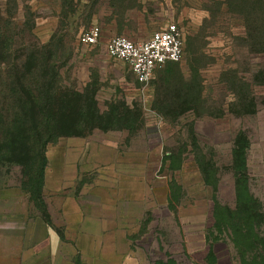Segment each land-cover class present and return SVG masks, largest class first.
I'll return each instance as SVG.
<instances>
[{
    "label": "rangeland",
    "instance_id": "1",
    "mask_svg": "<svg viewBox=\"0 0 264 264\" xmlns=\"http://www.w3.org/2000/svg\"><path fill=\"white\" fill-rule=\"evenodd\" d=\"M254 7V0H0L5 114L13 119L19 98L51 100L56 140L3 153L0 191H26L22 214L50 209L57 220L63 200L85 229L73 235L59 221L69 240L46 264H104L102 251L115 261L116 245L102 233L125 239L133 264H175L164 260L170 247L182 258L181 241L170 246L165 237L180 222L164 203L168 184L177 207L196 212L178 216L193 232V258L264 264V15ZM172 20L184 35L183 59L146 85L106 51L113 34L141 40ZM93 23L102 40L84 45L79 35ZM17 80L51 91L22 94ZM38 115L28 110L26 132L46 129ZM27 150L33 159L19 162ZM229 206L248 214L225 218L220 208ZM214 221L231 240L223 237L207 255L199 234Z\"/></svg>",
    "mask_w": 264,
    "mask_h": 264
},
{
    "label": "crops",
    "instance_id": "2",
    "mask_svg": "<svg viewBox=\"0 0 264 264\" xmlns=\"http://www.w3.org/2000/svg\"><path fill=\"white\" fill-rule=\"evenodd\" d=\"M166 64L157 68L155 74ZM47 178L48 176L46 172L43 189L46 187ZM166 188L167 195L164 203L169 204L170 214L176 215L175 219L180 220V222L177 221L176 224L178 231L176 228L174 230L176 232H174L173 229L168 230V232L170 231V234L165 235V237L170 246L175 238L181 241L180 255H182V258L179 260L170 247V251L166 250L167 254L166 257H164V260L167 261L172 259L175 261V264H188V262L189 264H202L201 261L193 258V255L197 253V250L192 248L194 240L193 232L190 229H185V224L182 222L183 220L181 217H178L181 214L193 215L196 214V212L188 210L182 211V209L176 205L179 197L178 199L175 197L171 184H168ZM61 189L62 188H59V190ZM25 193L26 191L24 190L22 193L14 192L12 190L9 191L7 189L5 191H0V264H46V262H50V258L53 257L54 252L59 248L61 240H69V236L64 234L62 227L67 226L66 230H72L73 235H75V231L77 230L85 231L84 228L76 227V225H74V223H76L75 219L73 222L69 216H67L65 207H63L65 203H62L63 200L61 201V206H58L57 209L54 208V210H57L56 213L58 215L60 214V217H62L61 219L59 218L60 220L51 217L50 209H48V214H43L41 212L29 215H27V213L25 215L22 214L20 206L22 205V197ZM64 198L68 199L72 198V196L68 193ZM229 209L234 210L235 208L230 207ZM68 213H70V211H68ZM72 213L74 214L75 210H72ZM80 214H82L80 223L83 224V214L86 215V210H81ZM212 214L214 218V209ZM214 220L216 221L217 219L214 218ZM59 221L63 222L62 227L59 226L61 225ZM215 221L199 234V239L203 240L204 243H207V255L215 254L216 243L222 241L223 237L227 240H231L226 226L224 225L221 228L219 225H216ZM147 222V219H145L142 221V224L145 225ZM102 238L103 240H107V242L116 245L117 248V259L115 261H111L108 258V254H102V251L100 256L102 260H104V264H133L130 262V256L134 254L127 253L123 247L125 239H116L107 234L105 235V233H102ZM46 255L51 256L46 259ZM78 257L81 259L80 256ZM136 263L138 264V261H136Z\"/></svg>",
    "mask_w": 264,
    "mask_h": 264
},
{
    "label": "built area",
    "instance_id": "3",
    "mask_svg": "<svg viewBox=\"0 0 264 264\" xmlns=\"http://www.w3.org/2000/svg\"><path fill=\"white\" fill-rule=\"evenodd\" d=\"M103 37L98 23L84 28L79 41L88 46L97 45ZM106 51L114 59L126 63L141 84H148L157 68L168 62H178L184 56V35L174 20L153 30L141 40H134L126 34H113L105 42Z\"/></svg>",
    "mask_w": 264,
    "mask_h": 264
},
{
    "label": "trees",
    "instance_id": "4",
    "mask_svg": "<svg viewBox=\"0 0 264 264\" xmlns=\"http://www.w3.org/2000/svg\"><path fill=\"white\" fill-rule=\"evenodd\" d=\"M254 8L260 9L264 15V0H254ZM7 43L3 42L1 49L2 52L4 53L5 50L7 49ZM1 61H3V65L0 67H6L5 63V55L0 56ZM6 73V70L1 71ZM8 77V76H7ZM16 85L20 87V90L22 91V94L24 92H29L31 94L38 93V94H44V93H49L51 90L50 87H46L44 90L41 89L40 85H32V86H24L21 84L20 80H17ZM6 83L3 81L0 85V162L5 160L6 158L4 157L3 153H7L9 150H13L16 146L20 147H25L28 148L29 145H32V147H39V150H41L42 146L45 144L47 148L49 145V142H55L56 140L54 139V134H52V128H54L51 123H52V118L47 115L48 110L52 109V101L49 99H39L35 98L33 100H22L21 98L16 101L15 105V115L12 118H9L5 114V109L8 107L7 105V100L6 96H2L4 94V89H5ZM12 93H16L17 89L13 86L11 88ZM28 110H34L36 113L39 112L38 117L42 115V118H39V122L35 121L34 118L33 121L36 122V125H42L45 130L41 132H35L32 133L29 130L26 132V126L30 122V117L27 116ZM34 122V123H35ZM9 149V150H8ZM34 155L28 154L25 152V156L23 158H20L18 160L19 162L24 161L25 164H27L30 159ZM25 158V159H24ZM45 158L47 159L46 153H45ZM11 159V158H10ZM33 159V158H32ZM35 161V158L33 160V163ZM45 173L46 171L43 172V177L42 181L44 184L45 180ZM179 190H181V187L179 186ZM176 197V196H175ZM178 199V197H176ZM230 207H221L220 210H222L221 215L225 216V218H229L230 216H236L240 214H248L246 212L245 208L239 207V206H234V210H230ZM238 211V212H237ZM227 216V217H226ZM233 218V217H232ZM170 261L172 259H169ZM175 262V261H174Z\"/></svg>",
    "mask_w": 264,
    "mask_h": 264
}]
</instances>
